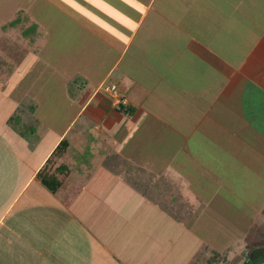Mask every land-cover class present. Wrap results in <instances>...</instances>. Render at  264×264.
<instances>
[{
    "label": "crops",
    "instance_id": "crops-1",
    "mask_svg": "<svg viewBox=\"0 0 264 264\" xmlns=\"http://www.w3.org/2000/svg\"><path fill=\"white\" fill-rule=\"evenodd\" d=\"M16 5L0 25V264H189L204 249L246 264L264 225V0ZM61 165L62 187L82 183L69 205L38 177Z\"/></svg>",
    "mask_w": 264,
    "mask_h": 264
},
{
    "label": "trees",
    "instance_id": "trees-1",
    "mask_svg": "<svg viewBox=\"0 0 264 264\" xmlns=\"http://www.w3.org/2000/svg\"><path fill=\"white\" fill-rule=\"evenodd\" d=\"M18 22H19V17H16L14 20L9 22L7 25L8 26H14ZM122 108H123L122 105L118 106V109H122ZM124 109H126L127 113L132 112L131 108H124ZM66 147H67L66 142L61 141L56 146L54 151L51 153L50 157L48 158V163L50 161H52L54 158L61 156L64 153V150L66 149ZM105 160H103V162H102L103 165L110 169V167L107 165V161H105ZM38 177L40 178L42 185H44L50 192L56 194L60 191L63 194L61 197H62V201L64 202L65 205H69L71 203L72 199L78 194V192L80 191V189L82 187L81 182L74 184V186H72V188H69L68 190H66L64 187H62V185L65 184L66 179L69 177V172H68V169L65 167V165H61V166H58L56 168L44 167L39 171ZM125 178H126V182L128 184H130L132 187L136 188V190H138V192L142 196H144L145 198H148V199L152 200L154 203L158 204L174 220L181 222L183 224H187L192 219L193 215H192V212L190 210V207L181 198L178 200V203H180V210L182 208V211L180 212V210L178 211L175 208H173L170 205V203L164 202L163 198L161 200V198H159L157 196H152L148 192L142 190V188H138L137 185H135L128 178V176H125ZM169 200H171V202L173 201L172 198ZM258 229H259L258 231H260L259 234H261L259 236V238L263 237L264 234L262 235V233H264L263 232L264 231V225H262L260 227L258 226ZM251 231H253V230H251ZM250 232H249V234H250ZM263 245H264V242L261 241L259 244L255 245L254 247L263 246ZM208 252H209L208 256H204L203 254H199L198 256L194 257V259L191 260L189 262V264H228L229 263V251L218 252L215 250H209Z\"/></svg>",
    "mask_w": 264,
    "mask_h": 264
},
{
    "label": "rangeland",
    "instance_id": "rangeland-1",
    "mask_svg": "<svg viewBox=\"0 0 264 264\" xmlns=\"http://www.w3.org/2000/svg\"><path fill=\"white\" fill-rule=\"evenodd\" d=\"M17 1L18 0H0V25L5 23L8 19H10V16L13 14L14 10L17 8V5H16ZM17 128L19 131H21L22 135H26L25 137L28 139V140L26 139V141L30 144V141L34 137L32 132H28L26 126H24V128H23L24 130H23L21 125H19V124H17ZM247 218H248L247 222L249 223L254 217L253 216H247ZM255 218H257L258 220H261V215L255 216ZM259 222L261 223L262 220ZM259 222H258V224L255 225L256 228L252 229L253 231H251L250 234L248 233V237H247L246 242L241 244L239 247L242 250V254L240 255L239 259L240 258L247 259L246 264H258V262H257L258 260H260L259 263H261V261H264V249H260V250L256 251L258 248H261V247H254L255 245L259 244L261 241L264 242V239H263L264 236L259 238V236L261 235V234H259L260 231H258L259 230L258 225L260 224ZM248 223H246L244 220L245 226L243 225L242 229L235 230L234 232H236V233L233 232V236H234L233 241L234 240L236 241V239L238 237H240V235H242L245 232L244 229L246 227H248ZM263 234L264 233H262V235ZM228 238H225V240H227ZM245 243H246V245H244ZM169 248L171 249L173 247L170 245ZM233 249H235V248H233ZM253 252H254V256H255L254 259H252L251 255H250ZM200 254H203L204 256H208L209 252L206 249H204L201 251ZM235 260H237V259H235ZM235 260H233V262ZM233 262L230 263V261H229L228 264H233ZM147 264H160V263H159V261L157 262L156 258L152 257L151 261L150 262L148 261ZM170 264H178V261L175 260V261H173V263H170ZM239 264H241V263H239Z\"/></svg>",
    "mask_w": 264,
    "mask_h": 264
},
{
    "label": "built area",
    "instance_id": "built-area-1",
    "mask_svg": "<svg viewBox=\"0 0 264 264\" xmlns=\"http://www.w3.org/2000/svg\"><path fill=\"white\" fill-rule=\"evenodd\" d=\"M105 91L114 95V93L116 92V86L114 84H111L107 88H105Z\"/></svg>",
    "mask_w": 264,
    "mask_h": 264
}]
</instances>
